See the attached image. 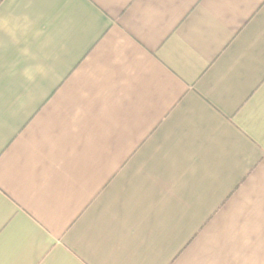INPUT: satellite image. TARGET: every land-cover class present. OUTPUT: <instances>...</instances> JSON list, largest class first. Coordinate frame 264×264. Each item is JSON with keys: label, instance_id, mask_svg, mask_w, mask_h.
Wrapping results in <instances>:
<instances>
[{"label": "crops", "instance_id": "crops-1", "mask_svg": "<svg viewBox=\"0 0 264 264\" xmlns=\"http://www.w3.org/2000/svg\"><path fill=\"white\" fill-rule=\"evenodd\" d=\"M0 264H264V0H0Z\"/></svg>", "mask_w": 264, "mask_h": 264}]
</instances>
